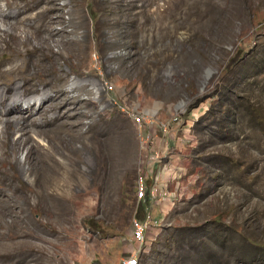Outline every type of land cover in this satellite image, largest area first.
I'll return each mask as SVG.
<instances>
[{"label":"rangeland","instance_id":"1","mask_svg":"<svg viewBox=\"0 0 264 264\" xmlns=\"http://www.w3.org/2000/svg\"><path fill=\"white\" fill-rule=\"evenodd\" d=\"M49 5L58 17L53 29L66 33L43 29L34 40L51 47V93L61 88L83 105L77 116L69 114L73 105L64 110L63 152L58 123L32 127L39 153L72 172L71 186L64 201L42 208L2 205L35 235L34 250L21 247L16 264H120L136 253L135 187L149 167L142 143L152 131L132 115L165 119L179 107L181 124L159 153L176 200L153 208L163 221L139 264H264V0ZM17 157L23 161L26 150ZM3 264H13L10 255Z\"/></svg>","mask_w":264,"mask_h":264},{"label":"bare ground","instance_id":"2","mask_svg":"<svg viewBox=\"0 0 264 264\" xmlns=\"http://www.w3.org/2000/svg\"><path fill=\"white\" fill-rule=\"evenodd\" d=\"M0 2L4 3V8L0 5V229L6 230L0 231V264H3V258L7 255L16 264L15 259L21 247L29 245L28 249L34 250V244L30 241L35 235L22 230V216L11 214V209L2 205L22 202L31 209L42 208L53 201H64L67 188L71 186H68V178L72 172L68 173L62 162L53 160L54 154L49 156L50 153H39L42 148L31 135L32 127L39 124L40 128L58 123L55 127L59 131H55L59 136L56 146L63 152L68 145V139L66 141L63 135L69 127L65 128L67 112L64 110L73 105L69 114L77 116V107L83 105V101L69 98L61 88L56 87L51 93L55 86L52 84L57 79L53 77L55 61L46 54L51 47L49 42L35 43L36 36H40L43 29H50L53 36L64 37V31L53 29L58 21V17L54 15L56 8L49 5V0ZM46 25L47 28H44ZM63 41L64 39L62 43ZM15 60L19 63L14 62ZM37 102L38 106L35 108ZM23 103H27L25 110L21 109ZM14 135L17 137L14 138ZM24 150L26 157L20 161L17 156ZM23 175L27 178H23ZM7 217H10L9 222L6 221ZM4 240L8 241L4 243Z\"/></svg>","mask_w":264,"mask_h":264},{"label":"built area","instance_id":"3","mask_svg":"<svg viewBox=\"0 0 264 264\" xmlns=\"http://www.w3.org/2000/svg\"><path fill=\"white\" fill-rule=\"evenodd\" d=\"M184 109L177 108L169 117L160 120L149 113L141 112L132 115L136 126L144 124H156L163 135H168L171 128L180 125L184 114ZM142 147L149 149L148 165L146 173L139 177L136 182L135 195L136 200L142 207L140 218H134L131 222V239L137 247V252L123 259L120 264H139L138 254L145 250L146 243L154 236L155 230L162 225L161 214L155 215L153 208L158 207L162 202H174L176 200L175 192L171 190V180H158L160 175H154V164L160 163V155L155 150L153 140L150 136L143 141ZM150 177V184L147 183Z\"/></svg>","mask_w":264,"mask_h":264},{"label":"crops","instance_id":"4","mask_svg":"<svg viewBox=\"0 0 264 264\" xmlns=\"http://www.w3.org/2000/svg\"><path fill=\"white\" fill-rule=\"evenodd\" d=\"M177 108H174V110L173 111H170V112H167L166 113V117H169L175 110H176ZM144 112V111H143ZM145 113H149V112H145ZM164 118L163 117H161V119L160 120H163ZM146 125V126H145ZM144 127H147V129H149L148 130V132L151 130L152 131V135H150L151 136V138H152V140H153V145L155 146V150L157 151V153H161V152H163L167 147H166V142H167V140L166 139H168L167 137L169 136V134L168 135H163L160 131H159V128H158V126L156 125V124H144ZM175 127H177V126H175ZM185 127H187V126H185ZM175 130V129H174ZM174 131H172V133H173ZM171 133V134H172ZM170 134V135H171ZM154 171H155V173H156V175L158 174V175H160V177L158 178V180H163V181H165V180H167V179H170V175L167 173V172H164V171H161L160 170V166H159V163H157V164H154ZM172 189V188H171Z\"/></svg>","mask_w":264,"mask_h":264},{"label":"trees","instance_id":"5","mask_svg":"<svg viewBox=\"0 0 264 264\" xmlns=\"http://www.w3.org/2000/svg\"><path fill=\"white\" fill-rule=\"evenodd\" d=\"M141 210H142V207H141ZM141 213H142V211H141ZM139 215H140V212H139V214H138V212H137V217H138V218H140Z\"/></svg>","mask_w":264,"mask_h":264}]
</instances>
